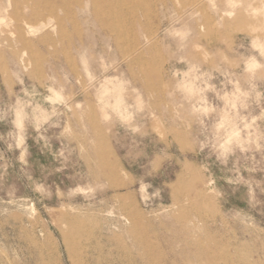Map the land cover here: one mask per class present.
<instances>
[{"label":"rangeland","instance_id":"obj_1","mask_svg":"<svg viewBox=\"0 0 264 264\" xmlns=\"http://www.w3.org/2000/svg\"><path fill=\"white\" fill-rule=\"evenodd\" d=\"M113 1L0 0V264H264V0Z\"/></svg>","mask_w":264,"mask_h":264},{"label":"bare ground","instance_id":"obj_2","mask_svg":"<svg viewBox=\"0 0 264 264\" xmlns=\"http://www.w3.org/2000/svg\"><path fill=\"white\" fill-rule=\"evenodd\" d=\"M94 2V10L96 14H110L112 15L114 8L116 7V2L113 0H93ZM53 5H50V10H53ZM62 8L66 9V4H62ZM35 16L39 14L38 10H33L32 12ZM74 14V13H72ZM118 14V13H117ZM75 16V15H73ZM118 23V22H117ZM109 24V22H108ZM112 30L115 32L118 30V25H116ZM134 49V48H133ZM129 54V53H128ZM111 172L109 175V178H117L118 173L115 171V168H110ZM107 176V174H105Z\"/></svg>","mask_w":264,"mask_h":264}]
</instances>
